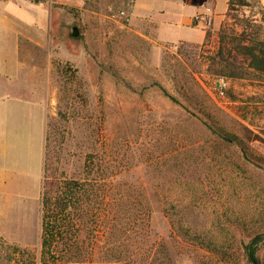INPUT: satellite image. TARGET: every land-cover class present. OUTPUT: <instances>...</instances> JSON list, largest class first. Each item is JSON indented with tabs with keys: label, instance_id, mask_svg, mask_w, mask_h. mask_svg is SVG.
Returning <instances> with one entry per match:
<instances>
[{
	"label": "rangeland",
	"instance_id": "rangeland-1",
	"mask_svg": "<svg viewBox=\"0 0 264 264\" xmlns=\"http://www.w3.org/2000/svg\"><path fill=\"white\" fill-rule=\"evenodd\" d=\"M47 2L54 21L44 6L36 13L54 37L33 59L47 65L37 91L48 103L45 162L49 153L69 176L85 178L91 157L109 193L82 232L91 262L251 264L245 245L264 232V79L248 70L231 78L226 96L211 90L226 75L213 56L229 3L220 18L223 0H184L187 12L198 6L214 22L180 30L164 25L159 10L143 20L136 0ZM263 12L264 0H246L240 16L251 19L230 22L251 31L264 24ZM14 84V94H30L19 75ZM16 142L14 182L0 192V264H42L45 164L41 179L36 145L24 134ZM260 246L264 257V238Z\"/></svg>",
	"mask_w": 264,
	"mask_h": 264
},
{
	"label": "trees",
	"instance_id": "trees-1",
	"mask_svg": "<svg viewBox=\"0 0 264 264\" xmlns=\"http://www.w3.org/2000/svg\"><path fill=\"white\" fill-rule=\"evenodd\" d=\"M245 2L229 1L227 17L219 32V49L213 56L214 65L217 71L230 78L246 77L248 70H253L264 79V24H258L251 31L247 28L239 31L230 22L232 17L245 21L251 19L240 16L241 6ZM209 35L210 32L206 38ZM213 131L228 141L235 140L228 131ZM238 143L244 155L249 157L246 144L242 141ZM86 172L85 178L69 176L52 161L48 153L42 189V264H93L82 232L89 218L101 213L93 209V204L108 201L109 193L105 182L102 183L104 177L95 174V163L91 157L88 158ZM263 238L264 232H259L245 245L244 252L251 264H264L260 246Z\"/></svg>",
	"mask_w": 264,
	"mask_h": 264
},
{
	"label": "crops",
	"instance_id": "crops-1",
	"mask_svg": "<svg viewBox=\"0 0 264 264\" xmlns=\"http://www.w3.org/2000/svg\"><path fill=\"white\" fill-rule=\"evenodd\" d=\"M223 1L225 3L221 6L218 4L221 11L217 17L220 18L229 3V0ZM47 3V0H0V192L3 194H7V190L9 192L14 182L15 176L8 170L9 156L17 144V137L22 134L29 136L32 146L36 145L40 153L41 179L44 173L48 103L38 98L37 91L41 86L39 75L47 72V65L33 59L37 57L36 51L50 49V36L54 37L52 27L36 13V9L44 6L53 14L54 21V6ZM156 3V0H136L135 9L141 11L143 20L153 21L159 10L167 14L164 25L180 30L193 26L191 22L194 21L198 6L192 12H187L184 0H171L162 6ZM204 38L203 30L202 38L197 40ZM176 39L190 38L178 36ZM30 44L37 49L31 50ZM15 75L26 81L30 94H14L11 89L15 86ZM17 104L23 111L21 119L16 118V110L19 109ZM28 173L30 176L37 175L33 168Z\"/></svg>",
	"mask_w": 264,
	"mask_h": 264
},
{
	"label": "built area",
	"instance_id": "built-area-1",
	"mask_svg": "<svg viewBox=\"0 0 264 264\" xmlns=\"http://www.w3.org/2000/svg\"><path fill=\"white\" fill-rule=\"evenodd\" d=\"M194 21L197 23L204 22L205 25L210 26L214 22V15L211 11L199 12L194 15ZM230 84L231 78L226 75H221L217 77L213 86H211V90L213 93L224 97L227 94Z\"/></svg>",
	"mask_w": 264,
	"mask_h": 264
},
{
	"label": "water",
	"instance_id": "water-1",
	"mask_svg": "<svg viewBox=\"0 0 264 264\" xmlns=\"http://www.w3.org/2000/svg\"><path fill=\"white\" fill-rule=\"evenodd\" d=\"M79 34H80V29L78 28V26H75L73 35L78 36Z\"/></svg>",
	"mask_w": 264,
	"mask_h": 264
}]
</instances>
